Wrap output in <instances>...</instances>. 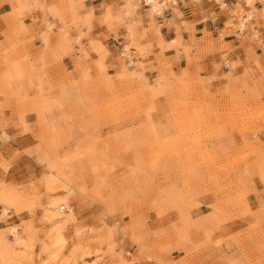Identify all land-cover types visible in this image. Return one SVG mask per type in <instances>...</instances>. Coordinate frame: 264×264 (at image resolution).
<instances>
[{
	"label": "rangeland",
	"instance_id": "374dc122",
	"mask_svg": "<svg viewBox=\"0 0 264 264\" xmlns=\"http://www.w3.org/2000/svg\"><path fill=\"white\" fill-rule=\"evenodd\" d=\"M86 1L10 0L0 14V264H193L209 246L231 250L221 264H264V202L249 205L264 188L259 62L262 76L236 77L223 37H166L181 7L159 18L118 0L95 15ZM97 25L126 34L111 45ZM209 55L223 88L192 76Z\"/></svg>",
	"mask_w": 264,
	"mask_h": 264
},
{
	"label": "crops",
	"instance_id": "0c3cea01",
	"mask_svg": "<svg viewBox=\"0 0 264 264\" xmlns=\"http://www.w3.org/2000/svg\"><path fill=\"white\" fill-rule=\"evenodd\" d=\"M118 0H87L85 2L86 7H93L94 14L99 15L104 5L115 3ZM225 2V3H224ZM191 4V3H188ZM224 4V5H223ZM10 0H0V14H4L10 11ZM254 9L258 11L264 10V0H222L219 3L213 0H199L198 3L183 5L180 11L183 13L184 20L175 19L174 24L167 25L163 28V33L166 37H176L177 28L176 25L181 27V34L184 41L191 43L193 37L201 38L204 31L211 32L213 39L223 37V43L227 45L231 50H228L229 58L235 62H239L235 68L234 76L241 77L245 72L251 73V69H258L259 75H263L264 72V22L262 18L253 20L252 25H248L246 29H243L240 24V15L244 16L251 13ZM39 16V14H38ZM175 18V14H172V18ZM171 18V17H170ZM184 22H194V26L190 27V31L183 24ZM232 21L233 25H228ZM257 21V22H256ZM118 38H122L126 34L124 27H119ZM192 31H195L194 33ZM255 32L259 33L258 37H254ZM96 34L104 33L108 35V44L117 45L116 41H122L117 38L116 32L109 31L105 26L97 25ZM174 55V52H173ZM219 56H206L202 60L201 72H198L193 68L191 71L192 76L200 75L201 78H213L211 81L212 86L220 88L224 86L225 79L223 74L226 73L224 68L217 69L214 66L215 61L219 60ZM181 53L179 59L173 64V70L176 73H181L184 69L187 60ZM256 61L259 62L261 69L257 67ZM248 73V74H249ZM251 76V74H249ZM261 89L264 91V76L259 78ZM264 102V94L262 96ZM260 141L264 143V132L259 135ZM27 142L30 137L24 138ZM17 148V147H15ZM23 146L18 149H22ZM264 202V188L260 184L259 180L255 181V191L249 198V205L252 209H258L261 203ZM197 213L192 216L195 218L204 217L208 212H205L203 207L198 208ZM242 220H236L230 225V232L236 234L244 229ZM231 250L223 246V248H216L209 246L203 250L200 258L193 264H221L222 257L226 254H230ZM184 256V253H175L173 257L179 259ZM144 264H159L157 262H146Z\"/></svg>",
	"mask_w": 264,
	"mask_h": 264
},
{
	"label": "bare ground",
	"instance_id": "6f19581e",
	"mask_svg": "<svg viewBox=\"0 0 264 264\" xmlns=\"http://www.w3.org/2000/svg\"><path fill=\"white\" fill-rule=\"evenodd\" d=\"M147 4H150L152 6L151 10L154 12L157 11V6H158V1L157 0H144ZM155 14V13H154ZM57 205V202H51L50 206L55 207ZM47 218L49 220H53V218L57 215V211L54 209H51L48 207L47 212H46ZM59 226L55 225V227L52 228V240L54 245H61L62 243L65 242V237L61 230L58 228ZM19 242V241H17Z\"/></svg>",
	"mask_w": 264,
	"mask_h": 264
},
{
	"label": "built area",
	"instance_id": "2783aa9c",
	"mask_svg": "<svg viewBox=\"0 0 264 264\" xmlns=\"http://www.w3.org/2000/svg\"><path fill=\"white\" fill-rule=\"evenodd\" d=\"M158 1V6H157V11L154 13L156 14L157 17H164L166 13L168 14L170 11H172L174 8L177 7H183L184 2L188 1H195L198 2L199 0H157ZM219 3V0H213ZM225 3V2H224ZM144 5L149 7L150 9L152 6L150 4H147L144 1Z\"/></svg>",
	"mask_w": 264,
	"mask_h": 264
}]
</instances>
